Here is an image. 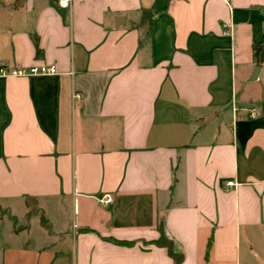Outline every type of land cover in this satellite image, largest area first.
<instances>
[{"label":"crops","instance_id":"0c3cea01","mask_svg":"<svg viewBox=\"0 0 264 264\" xmlns=\"http://www.w3.org/2000/svg\"><path fill=\"white\" fill-rule=\"evenodd\" d=\"M58 1L0 0V67L58 70L0 78V264H264V0Z\"/></svg>","mask_w":264,"mask_h":264},{"label":"trees","instance_id":"16d2710c","mask_svg":"<svg viewBox=\"0 0 264 264\" xmlns=\"http://www.w3.org/2000/svg\"><path fill=\"white\" fill-rule=\"evenodd\" d=\"M141 18L138 24H135V28H146V35L147 37L151 36L152 27L154 24V15L151 11L142 9L140 11ZM36 45L38 46V41L35 39ZM39 50L37 48V53L39 54ZM253 59L255 63L260 66L264 64V41L262 44L253 46ZM41 224L46 229H50V226L48 224L47 219L44 216H41ZM21 229L24 228H15V231L18 232ZM114 243H117L119 245H129L130 243L126 242H119L114 241ZM154 245H156L159 248H163L166 250L168 256L173 260L174 264H182L184 262L185 256L183 253H180L176 251L175 244L172 240L167 238V236L164 233H161V236L153 242ZM211 245V241L209 242V246Z\"/></svg>","mask_w":264,"mask_h":264},{"label":"built area","instance_id":"2783aa9c","mask_svg":"<svg viewBox=\"0 0 264 264\" xmlns=\"http://www.w3.org/2000/svg\"><path fill=\"white\" fill-rule=\"evenodd\" d=\"M73 0H59L58 4L60 8L67 9L71 6ZM223 35L227 36V25L224 26ZM58 74L57 67L55 65H35L29 68H9L0 67V78H27L36 76H54ZM80 98L79 95L75 96ZM258 113L255 109L249 111V117L255 118ZM229 187L235 186L234 182H228ZM114 198L111 194H106L103 198L99 200V203L103 206H108L112 204Z\"/></svg>","mask_w":264,"mask_h":264},{"label":"rangeland","instance_id":"374dc122","mask_svg":"<svg viewBox=\"0 0 264 264\" xmlns=\"http://www.w3.org/2000/svg\"><path fill=\"white\" fill-rule=\"evenodd\" d=\"M254 92H257L256 89H253V93H254Z\"/></svg>","mask_w":264,"mask_h":264},{"label":"water","instance_id":"95a60500","mask_svg":"<svg viewBox=\"0 0 264 264\" xmlns=\"http://www.w3.org/2000/svg\"><path fill=\"white\" fill-rule=\"evenodd\" d=\"M259 69L256 70V73L258 72Z\"/></svg>","mask_w":264,"mask_h":264}]
</instances>
